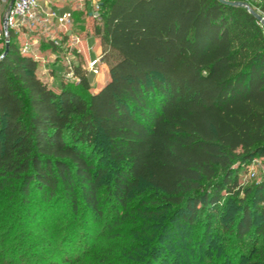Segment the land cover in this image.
<instances>
[{"label":"trees","instance_id":"16d2710c","mask_svg":"<svg viewBox=\"0 0 264 264\" xmlns=\"http://www.w3.org/2000/svg\"><path fill=\"white\" fill-rule=\"evenodd\" d=\"M100 4V20L86 23L82 10L74 22L88 24L108 66L93 93L80 63L79 83L53 88L19 35L1 50L0 224L17 205L48 212L63 202L70 223L50 233L65 232L54 240L60 254L78 245L64 264H154L168 221L196 229L204 217L209 264H264V179L239 184L243 167L264 160L259 22L218 0ZM11 236L0 228V264H19L7 258Z\"/></svg>","mask_w":264,"mask_h":264},{"label":"rangeland","instance_id":"374dc122","mask_svg":"<svg viewBox=\"0 0 264 264\" xmlns=\"http://www.w3.org/2000/svg\"><path fill=\"white\" fill-rule=\"evenodd\" d=\"M243 2L252 11L258 14L264 21V17L258 12V7L261 4L262 0H244ZM64 3L69 4V9L73 11L75 5L77 6L79 4V0H66ZM64 3H57L56 9L60 10V7H62ZM64 9L65 8H63L62 10ZM3 12V6H0V23ZM75 12L77 13L75 14ZM75 12L74 21H82L79 20V18L82 17L80 16L81 13L79 14V12L81 11L76 8ZM87 22L90 23V20H86V23ZM76 23L80 24V22ZM259 24L264 32V25H262L260 22ZM84 27V25L78 26V30L74 32V35H76L80 39L84 38L87 35ZM32 34L34 36H37L39 42H41L42 44L44 43L45 47L47 48L46 45L49 42H46L41 37L39 32L36 33V31H33ZM69 41L72 44L77 43H75V39L73 37L69 39ZM25 42L26 41L24 40H20L19 45H23ZM32 44L38 45L35 42ZM76 47L81 50L82 54L80 53L79 57H76L75 63H80L82 67L85 65V62L88 61L91 57L102 54V47L100 46V42L98 39H94L93 41L91 40L89 42L83 40L82 42L77 44ZM89 47H93L92 52L89 51ZM2 49L3 47L0 45V53ZM43 51L46 50L43 49ZM27 56H31L33 58L38 57L39 59L41 58L39 61H37L38 66H40V68L38 69L40 72L44 70V66L51 65V63L54 62L52 61L51 57H47V51L45 53L31 52L28 53ZM55 75L56 77H53V79H51L50 77H46L45 79H43V81L48 83V85H50L51 87L57 88L59 87V79L61 78L60 76H58V74ZM108 78V66L104 63V68H102L101 76L96 78L88 76L90 91L93 93L101 89L103 85L106 84ZM64 83L66 82L64 81ZM252 174H254L253 177ZM262 179H264V160L259 157L253 159L247 167H243L239 172V184L243 188H246L250 184L258 182ZM111 207L112 206L110 205V203L106 205L105 211L107 212V218H111V216H113V210L111 209ZM17 208L19 212L16 210ZM82 209L83 206H81L79 220L83 219L81 216ZM15 210L17 212L16 215H14L12 218L13 222H10L9 219L7 220L6 218H2L4 219L3 221H8L6 222L7 226L4 227L3 224H0L1 233L4 232L5 234L12 235L9 240H6V252L8 260H10L11 258H15L19 261V264H64L60 260V257L62 258L63 254L67 253L71 255L73 249L78 245L77 243H73L70 248H64V250H62L60 254L59 247L57 244H55L54 240L59 241L65 235V232L62 231L61 234H58L57 232L54 235L51 234L50 231L56 225V227L62 226L63 228H65V226H67V222L69 221L70 223L71 217L67 204L61 202L58 204V207H56L54 211L49 210L48 212H42L40 210L38 211L34 206L28 209L19 205L15 207ZM30 211L35 217L33 221L29 218V216H27V212ZM216 219L213 220V224L210 228V234L216 229ZM8 225L10 226L8 227ZM196 226V229H188L187 227L181 226L178 220L168 221L165 226L166 229L163 228V230L161 231V233H163L162 237H164L163 239L165 241L162 240L161 242V248L159 252L160 261L155 262L154 264H209L210 260H212V257L210 256L212 253L210 251V248L214 247L213 242H211V244H206L203 249L200 248L199 245V243L204 239L203 234L206 227V221L204 217H197ZM46 228L49 229L47 230V232H44L43 229ZM100 231L101 229H98L96 233Z\"/></svg>","mask_w":264,"mask_h":264},{"label":"built area","instance_id":"2783aa9c","mask_svg":"<svg viewBox=\"0 0 264 264\" xmlns=\"http://www.w3.org/2000/svg\"><path fill=\"white\" fill-rule=\"evenodd\" d=\"M66 0H0L4 12L0 23V45L4 48L5 43L9 42L11 33L15 35L32 34L33 31L39 32L41 37L60 49L56 56L61 62L60 78L65 82L79 83L78 77L74 72L76 56L81 53L77 48L82 38H78L71 33L74 26L73 11L70 9H56L57 3H64ZM228 3H241L243 8L248 7L244 0H222ZM88 6L85 10L86 18L93 24L101 18L100 0H87ZM89 23V22H87ZM76 36V37H75ZM67 37V39H65ZM75 39L76 44H72L69 39ZM70 43V44H69ZM93 51V47H89ZM32 52V44L25 43L20 46V53L27 55ZM2 54H0V59ZM87 77H99L104 68L103 55L91 57L82 67ZM38 69V68H37ZM37 72L43 80L46 77L53 79V75L45 68ZM254 174H252V177Z\"/></svg>","mask_w":264,"mask_h":264},{"label":"crops","instance_id":"0c3cea01","mask_svg":"<svg viewBox=\"0 0 264 264\" xmlns=\"http://www.w3.org/2000/svg\"><path fill=\"white\" fill-rule=\"evenodd\" d=\"M56 5H55V7H56ZM87 6H88L87 0H79V4L77 6L75 5V7L73 8V16H74V12L76 11V8L79 9V11H82V9H84ZM69 7H70L69 4L64 3L62 5V7H60V8L61 9H63V8L69 9ZM75 14H76V12H75ZM84 26H85L84 27V30H85V32H86L87 35L85 34L86 36L84 38H82L81 42L83 40L89 42L91 40L93 41L94 39H96V38H94L92 32L90 31V27L88 26V24H86ZM75 28H76V23H74V26L71 29V33L72 34H75V33H73V31H76ZM20 40L26 41L25 43H27V42L28 43H31V42L34 43L35 42L36 44H38V45H33L31 43L32 44V52L33 53H45L47 51V53H48V56L47 57H51L52 61H54V62H52L51 65L44 66V67L53 75V77H56L55 74H58V76H60V73H61V70H62L61 69V62H60V60H58L56 58V56H57L56 53L52 52L51 50L43 51L41 49V47H40L42 45V43L39 42V39L37 38V36H34L33 34H27V35L23 34V35H19L18 36V43L20 42ZM19 46H22V45H19ZM81 54H82V52H81ZM47 57H45V58H47ZM34 59L36 61H39L41 58L39 59L38 57H36ZM39 68H40V66H38V69ZM41 68H43V67H41ZM38 69H37V72L39 73V70Z\"/></svg>","mask_w":264,"mask_h":264},{"label":"water","instance_id":"95a60500","mask_svg":"<svg viewBox=\"0 0 264 264\" xmlns=\"http://www.w3.org/2000/svg\"><path fill=\"white\" fill-rule=\"evenodd\" d=\"M218 1H220V2H222V3H225V4H229V5H237V6H241V7H243L241 3H228V2H224V1H222V0H218ZM246 10H247L249 13H251V14L256 18V20H257L258 22H260L262 25H264V21H263V19H262L258 14H256L254 11H252L249 7H246ZM8 45H9V42H6V43H5V46H4V52H3V55L6 54V52H7V50H8ZM3 55H2V56H3Z\"/></svg>","mask_w":264,"mask_h":264}]
</instances>
